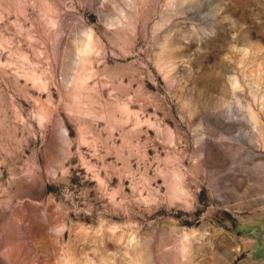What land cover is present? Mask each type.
Listing matches in <instances>:
<instances>
[{
  "label": "rangeland",
  "instance_id": "374dc122",
  "mask_svg": "<svg viewBox=\"0 0 264 264\" xmlns=\"http://www.w3.org/2000/svg\"><path fill=\"white\" fill-rule=\"evenodd\" d=\"M264 0H0V264H264Z\"/></svg>",
  "mask_w": 264,
  "mask_h": 264
},
{
  "label": "water",
  "instance_id": "95a60500",
  "mask_svg": "<svg viewBox=\"0 0 264 264\" xmlns=\"http://www.w3.org/2000/svg\"><path fill=\"white\" fill-rule=\"evenodd\" d=\"M263 236H264V233H263Z\"/></svg>",
  "mask_w": 264,
  "mask_h": 264
}]
</instances>
